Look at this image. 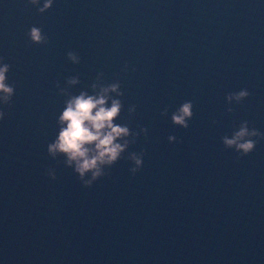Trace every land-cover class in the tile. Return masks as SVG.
Instances as JSON below:
<instances>
[{"label": "water", "instance_id": "obj_1", "mask_svg": "<svg viewBox=\"0 0 264 264\" xmlns=\"http://www.w3.org/2000/svg\"><path fill=\"white\" fill-rule=\"evenodd\" d=\"M26 3L0 0L16 84L0 106V264H264V140L239 160L221 140L242 121L264 133V0H54L43 14ZM33 25L47 45L28 46ZM117 79L114 123L147 128L123 155L145 150L143 166L133 175L121 159L84 187L47 145L66 100ZM241 89L250 96L228 105ZM186 100L184 129L171 114Z\"/></svg>", "mask_w": 264, "mask_h": 264}, {"label": "clouds", "instance_id": "obj_2", "mask_svg": "<svg viewBox=\"0 0 264 264\" xmlns=\"http://www.w3.org/2000/svg\"><path fill=\"white\" fill-rule=\"evenodd\" d=\"M54 3V0H27L25 7L31 5L36 7L38 13L43 14L48 11ZM28 46L32 44L47 45L49 37L43 32L41 27L33 25L26 33ZM67 59L73 64L80 63V56L75 51L67 52ZM125 69L128 64L125 63ZM11 70V65L5 62V58L0 56V106L12 107V100L15 95V81L9 82L7 74ZM135 71V69H133ZM101 75L103 73H100ZM68 84L78 83V76L67 78ZM56 87L60 92L59 81ZM92 89L97 88V84L91 85ZM115 93L116 97H122L119 79L106 86H101L96 95H88L87 92H81L78 96H71L65 101V107L57 118L59 131L53 142L47 145V152L50 157L57 159L63 154V163L72 168L77 175L78 180L84 187H91L93 183L109 173L105 168H111L119 160L127 159L133 165L130 172L135 175L143 166V156L145 150L140 153L130 152L127 157L124 153L130 145L135 144L137 137L143 133L147 137V128L141 127L140 132L130 130L127 123H114L119 119L124 107L121 99L112 98L108 94ZM250 96L247 89H241L238 92H229L226 95L228 105L233 103L239 105ZM109 101L110 104L108 103ZM194 102L184 101L171 114V122L175 126L187 129L194 115ZM136 110L132 105L128 108L131 116ZM168 108L165 107L160 113L161 116L168 115ZM226 111L233 113L234 108L229 106ZM6 112L0 107V120H3ZM216 123V121H213ZM225 149L234 150L237 153L236 159L252 153L257 144L264 140V133L258 129L249 126L248 121H242L238 126L234 125L231 137L224 135L221 137ZM170 143L178 142L175 136L168 137ZM182 142V141H179ZM53 180L56 179L54 169H49L47 173Z\"/></svg>", "mask_w": 264, "mask_h": 264}]
</instances>
